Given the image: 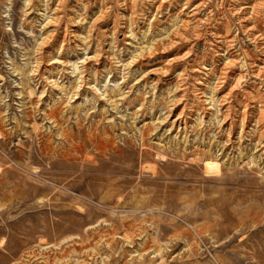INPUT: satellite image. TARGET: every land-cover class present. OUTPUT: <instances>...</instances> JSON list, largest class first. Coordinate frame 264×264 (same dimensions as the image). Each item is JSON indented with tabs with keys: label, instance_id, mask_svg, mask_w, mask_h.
I'll return each mask as SVG.
<instances>
[{
	"label": "rangeland",
	"instance_id": "obj_1",
	"mask_svg": "<svg viewBox=\"0 0 264 264\" xmlns=\"http://www.w3.org/2000/svg\"><path fill=\"white\" fill-rule=\"evenodd\" d=\"M0 264H264V0H0Z\"/></svg>",
	"mask_w": 264,
	"mask_h": 264
},
{
	"label": "bare ground",
	"instance_id": "obj_2",
	"mask_svg": "<svg viewBox=\"0 0 264 264\" xmlns=\"http://www.w3.org/2000/svg\"><path fill=\"white\" fill-rule=\"evenodd\" d=\"M50 118V117H49ZM56 118V117H55ZM51 119V118H50ZM263 120V119H262ZM260 121V120H258ZM205 169L208 171V172H212V173H219L221 172V166L219 163L215 162V161H207L205 163Z\"/></svg>",
	"mask_w": 264,
	"mask_h": 264
}]
</instances>
